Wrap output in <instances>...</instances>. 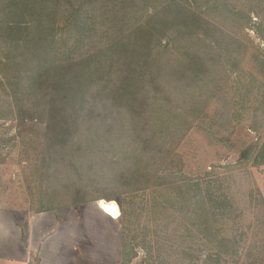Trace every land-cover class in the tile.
Masks as SVG:
<instances>
[{
    "label": "trees",
    "instance_id": "16d2710c",
    "mask_svg": "<svg viewBox=\"0 0 264 264\" xmlns=\"http://www.w3.org/2000/svg\"><path fill=\"white\" fill-rule=\"evenodd\" d=\"M232 6L230 0H0V92L11 103L8 112L15 109L14 118L24 126L19 134L26 137L35 123H46L43 140L55 143L47 167H56L59 159L66 162L57 173L65 181L56 183L71 197L57 202L53 186H47L56 179L49 171L43 177L41 170L32 179L39 191L34 212L120 196L122 229L127 232L124 223L134 215L138 194L152 188L174 190L175 174L166 168L160 172L169 159L161 153L163 147L175 146L169 139L183 131L185 112L167 88L174 93L194 89L198 97L204 83H216L219 75L226 80L215 69L225 68L242 44L216 23L240 14ZM155 85L160 89L152 100H162L166 108L147 103ZM158 111L162 118L151 121ZM81 116L99 121L86 126L89 121ZM169 118L174 122L166 125ZM120 134L128 136L129 144L108 141ZM254 146L252 164L260 167L264 141ZM115 147L127 156L110 161L107 152ZM100 148L104 165L96 153ZM133 151L140 156L129 158ZM149 154L160 158L161 165L152 164ZM166 156L178 160L174 151ZM106 189L114 192L101 194ZM199 219L201 233L212 235L210 242L217 248L215 255L203 258L207 264H220V257L228 255L226 242L202 214ZM121 244L124 261L129 258L126 240Z\"/></svg>",
    "mask_w": 264,
    "mask_h": 264
},
{
    "label": "rangeland",
    "instance_id": "374dc122",
    "mask_svg": "<svg viewBox=\"0 0 264 264\" xmlns=\"http://www.w3.org/2000/svg\"><path fill=\"white\" fill-rule=\"evenodd\" d=\"M245 2L247 0H230L240 14L216 23L221 30L235 33L242 44L237 56H232L225 68L222 65L215 69L221 71L226 80L219 75L216 83H204L198 97L194 89L187 88L184 93L182 88L177 91L178 96L173 88L165 86L174 99H179L177 106L185 112L181 120L185 127L172 134L175 139H169L175 144L172 149L163 147L167 139L159 141L163 147L161 155L169 158L165 166L157 156H149H152V164L162 163L160 172L166 168L175 174L174 190L152 188L138 194L134 215L124 223L127 232L122 229L120 196L34 212L39 207L36 199L39 191L32 179L41 170L43 177L48 176L46 171H49L50 177L56 179L47 186H53L57 202L71 197L60 189L57 180L65 181L64 176L57 173L62 172L66 162L61 163L59 159L56 167H47L54 159L50 158L53 156L50 146H55L54 142L43 140L42 126L47 124L35 123L37 127L31 136L20 135L23 125L14 118L15 109L8 112L11 103L0 92V221L10 227L11 235L17 230L15 223L21 225L23 232L30 220L39 218L48 223L53 220V213L60 210L64 216L63 232L71 240L69 260L71 258L72 264H207L203 256L215 255L217 248L210 242L212 235L210 239L201 233L199 214H202L214 233L216 227L217 238L226 242L228 255L220 257V264H264V165L254 167L252 164L254 145L264 141V0ZM157 82L159 85V80ZM158 89L155 85L150 90L151 98L147 103L151 107L166 108L162 100H152V93ZM186 94L195 100H185L186 96L181 95ZM81 117L84 122L89 121L86 126L99 121ZM159 117L162 118V111L155 113L151 121L159 122ZM164 122L167 125L174 119ZM116 138L108 141L129 144L128 136L120 134ZM115 148L116 151L107 152L110 161L127 156ZM248 150H251L249 156L245 154ZM173 151L178 155L175 163L166 156ZM96 153L101 154L104 165L102 148ZM136 154L140 156L139 151H133L128 157ZM57 167L61 170L57 171ZM111 192L114 190L106 189L101 194ZM36 232L37 235L43 233L41 228ZM133 236L134 242L131 241ZM123 240H126L129 255L124 261ZM3 258L0 257V264H16L14 260L8 262Z\"/></svg>",
    "mask_w": 264,
    "mask_h": 264
},
{
    "label": "crops",
    "instance_id": "0c3cea01",
    "mask_svg": "<svg viewBox=\"0 0 264 264\" xmlns=\"http://www.w3.org/2000/svg\"><path fill=\"white\" fill-rule=\"evenodd\" d=\"M57 211V214L52 212L53 220L48 223L39 218L30 220L23 232L21 225L15 223L17 230L14 236L10 227L0 221V252H5L0 253V257L8 262L14 260L16 264H72L71 258L69 260L72 257L71 240L62 229L64 216L60 210ZM38 228H41L42 235L36 234Z\"/></svg>",
    "mask_w": 264,
    "mask_h": 264
}]
</instances>
